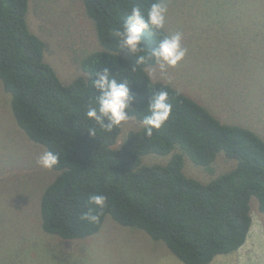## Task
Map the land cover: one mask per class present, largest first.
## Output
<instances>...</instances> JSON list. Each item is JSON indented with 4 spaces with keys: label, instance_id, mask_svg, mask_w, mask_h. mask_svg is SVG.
Returning <instances> with one entry per match:
<instances>
[{
    "label": "trees",
    "instance_id": "16d2710c",
    "mask_svg": "<svg viewBox=\"0 0 264 264\" xmlns=\"http://www.w3.org/2000/svg\"><path fill=\"white\" fill-rule=\"evenodd\" d=\"M82 2L100 49L81 59L82 76L63 84L44 61V41L28 28V0H0V82L11 96L13 118L29 141L60 157L51 169L58 174L40 200L42 231L64 241L84 240L109 216L164 243L181 264H210L235 252L251 227V199L264 215V139L221 123L171 85L151 81L146 70L157 64L148 53L164 29L144 33V63L121 50L113 30L133 6L146 15L153 0ZM103 68L128 81L136 109L130 115L140 124L151 96L168 92L172 112L160 129L149 137L142 125L117 146L122 124L109 132L86 117L98 95L94 74ZM92 128L95 136L87 131ZM219 153L234 161L233 168L208 182L184 174L183 157L211 173ZM147 155L170 158L146 164ZM91 194L107 197L103 209L89 204ZM89 209L99 216L95 224L81 219Z\"/></svg>",
    "mask_w": 264,
    "mask_h": 264
},
{
    "label": "rangeland",
    "instance_id": "374dc122",
    "mask_svg": "<svg viewBox=\"0 0 264 264\" xmlns=\"http://www.w3.org/2000/svg\"><path fill=\"white\" fill-rule=\"evenodd\" d=\"M166 35L182 32L185 57L162 73L147 68L152 82L171 85L206 108L221 123L239 125L264 139V0H164ZM26 23L45 43L44 61L63 84L82 76L80 61L100 49L82 0H28ZM11 96L0 82V264H181L143 231L122 227L109 216L98 233L64 241L41 229L40 200L57 172L37 164L45 148L17 126ZM142 124L122 122L119 146ZM170 155H147L164 164ZM168 162V161H167ZM234 166L219 153L213 172L183 157L187 177L208 182ZM251 227L238 251L210 264H264V215L251 199Z\"/></svg>",
    "mask_w": 264,
    "mask_h": 264
},
{
    "label": "clouds",
    "instance_id": "9594fccd",
    "mask_svg": "<svg viewBox=\"0 0 264 264\" xmlns=\"http://www.w3.org/2000/svg\"><path fill=\"white\" fill-rule=\"evenodd\" d=\"M167 5L164 0H153L145 15L140 7L133 6L122 26L113 30V35L118 38L121 50H127L136 55L137 63H144L146 56L142 44L144 43V33L150 29L160 31L164 28ZM183 34L176 32L171 35H165L158 42L157 46L148 53V58L154 59L162 73L167 68L175 67L185 57L187 49L182 45ZM95 79L92 85L98 93L94 98V106H90L86 112V117L95 121L100 129L112 131L132 118L130 113L136 110L134 97L131 94V88L127 80H117L115 74H110L108 68L95 72ZM147 114L141 121L144 126L146 136H151L153 130L160 129L168 120L172 112V104L169 102L167 91L161 90L151 96L147 104ZM91 135H96V129L87 130ZM60 157L53 151H45L37 158V164L45 169H52L58 165ZM107 197L102 194H91L89 204L103 209ZM81 219L95 224L99 221V216L93 214L89 209Z\"/></svg>",
    "mask_w": 264,
    "mask_h": 264
},
{
    "label": "crops",
    "instance_id": "0c3cea01",
    "mask_svg": "<svg viewBox=\"0 0 264 264\" xmlns=\"http://www.w3.org/2000/svg\"><path fill=\"white\" fill-rule=\"evenodd\" d=\"M247 240H248V238L246 239V241H245L244 245L246 244ZM237 251H238V250H237Z\"/></svg>",
    "mask_w": 264,
    "mask_h": 264
}]
</instances>
